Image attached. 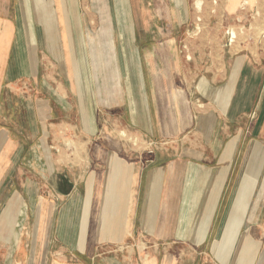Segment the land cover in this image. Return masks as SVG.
Masks as SVG:
<instances>
[{"label":"crops","instance_id":"crops-1","mask_svg":"<svg viewBox=\"0 0 264 264\" xmlns=\"http://www.w3.org/2000/svg\"><path fill=\"white\" fill-rule=\"evenodd\" d=\"M113 1L119 57L132 118L142 129L150 130L152 126L154 138L180 140L183 148L157 156L149 154L144 160L142 154L123 149L116 138L104 137V143L88 156L87 188L83 195L74 190L67 199L61 197L60 204L59 199L49 197L41 196L39 204L31 199L37 229L32 234L26 231L28 238L21 243L13 264H44V253L54 234L62 249H76L89 258L98 245H122L132 238L144 239L143 243L149 244L148 250L138 252L140 255L133 261L130 250L128 261L125 257L119 263L105 258L110 261L107 264H199L198 259L202 263L208 252L220 264H264V120L257 118L255 124L262 125L260 136L244 133L238 120L240 112L252 108L262 85L263 70L258 57L252 52L229 51L225 66L217 37L204 38V17L200 36L188 39L191 53L198 54L192 64H185L174 49L175 40L156 44V53L148 58L152 64L150 125L149 119L144 122L145 94L139 62L130 49L135 48L132 29L121 1ZM152 1L157 13L173 14L178 27L187 20H195L196 12L188 10L185 0H168V4H162L164 0ZM249 1L218 0L212 7L221 16L230 17L242 13L244 6L243 13L253 9ZM137 3L138 9L145 8L144 0ZM1 4L0 210L4 204L11 205L13 198L16 204L19 197L16 185L10 181L22 152L17 123L11 121L16 116L18 90L4 84L18 82L20 78L27 80L34 73L24 26H20L17 16L18 9H27L28 2L2 0ZM45 8L38 11L44 14L36 27L38 41L64 73L59 21H49L47 15L51 12ZM71 38L73 46L78 47L73 34ZM209 45L211 62L204 65L205 48ZM78 53L79 49L77 59L81 61ZM74 72L85 104L83 74L80 69L74 68ZM57 98L62 105L67 104L64 95ZM32 99L28 96L27 102L22 103L28 114L34 110ZM31 155L55 188L64 189L65 180L60 176L63 171L58 169L62 170L68 161L55 160L54 165L62 166L59 168L49 165L50 157L37 148ZM75 156L81 159L83 153ZM76 162L73 165L85 173V162ZM29 184L32 191L33 181ZM3 214L0 222L6 224ZM27 241L32 249L28 258ZM53 264L87 263L74 262L57 252Z\"/></svg>","mask_w":264,"mask_h":264},{"label":"rangeland","instance_id":"rangeland-1","mask_svg":"<svg viewBox=\"0 0 264 264\" xmlns=\"http://www.w3.org/2000/svg\"><path fill=\"white\" fill-rule=\"evenodd\" d=\"M120 1L132 29L135 48L131 46L130 49L133 50L139 62L142 74L145 94L144 122L149 119L151 125L153 108L150 72L152 64L148 61L150 56L156 53L158 44L172 39L176 42L174 49L182 57L184 63L192 64L198 54L191 53L188 39H196L200 36L204 17V38L217 37L225 66L228 64L227 60L231 51L232 53L237 51L252 52L259 59L263 70L260 80L262 85L259 84L252 108L240 112L238 120L244 133L260 136L262 125L255 124L257 118L264 120V109H262L264 103V0H250L249 4L253 9H250L248 13H243L246 11L244 6L241 9L242 13L230 17L221 16L217 9H213L212 6H216L218 0H185L186 5L190 8L188 10L191 13L196 12V16L192 15L195 16L193 23L191 20H187L180 27L174 25L176 20L173 14L157 13L156 9L152 8V0H144L145 8L143 7V9H138V0ZM142 1L140 0V2ZM164 1L162 4H168V0ZM1 2L2 0H0V14H2L1 8H4ZM27 2V9H22L21 12V9H18L17 16L20 26H24L28 47L34 62V73L27 80L20 78L18 82L4 84L5 87L7 84V87H15L18 90L16 116L11 121L17 123L15 129L22 152L12 175V181H10L11 184L16 185L19 197H16V204H13V198L11 205L4 204L0 210V217L4 213V218L7 219L6 224L0 222V264L15 263L21 243L28 238L25 236L26 231L32 234L37 229V220L34 218L31 199L39 204L41 196L49 197L59 199L60 204L74 190L84 194L88 180L87 171H85L86 165H88V156L97 145L101 146L104 143V137L116 138V142L123 149L142 154L141 159L144 160H147L149 154L157 156L164 151L170 152L183 148L180 140L154 138L152 126L151 131L142 129L132 118L131 104L119 57L113 0H72L69 7L73 8L71 10L78 47L73 46L72 43L68 23V4L64 0H27ZM44 6L48 12H51L47 15L48 20L59 21L62 52L65 60L64 73L60 72L55 59L40 46L38 41L36 27L41 21V17L44 16L38 11ZM207 7L210 9H206ZM205 10L208 12L205 13ZM185 43L186 45H184ZM160 46L162 48V45ZM78 49L81 61L77 59ZM205 52L204 65L211 62L209 57L211 45L205 48ZM74 68L76 71L80 69L83 74L84 92L82 97L85 104H82L78 92L79 84ZM47 84L57 92L49 90ZM59 95H64L67 104L60 103L57 98ZM28 96L33 97L34 110L32 114H28L22 105L27 102ZM37 103L44 105L41 107L40 104L36 105ZM19 125L23 126V129H20ZM46 132L47 136H45ZM36 148L50 157L49 165L59 167L58 163L54 165V161L57 159L60 162L62 159L68 161L63 164V168L59 167L62 170L58 169V171H63L60 176L65 180L64 189H56L55 184L48 178V174L42 173L39 161L32 160L31 153ZM81 152L83 158L79 159L75 156V159L74 155L79 153L80 156ZM79 160H81L80 163L85 162V173L83 174L81 168L79 171L78 167L73 165ZM31 181L34 183L32 191L29 189ZM143 242L144 239L132 238L122 245H98L89 258L87 255L77 253L76 249H62V244L54 234L44 253V264H53L57 252L74 262L107 264L109 260H104L105 258H112L119 263L120 259L124 260L125 257L128 261V251L132 250L130 252L132 253L131 261H133L140 255L138 252L143 254L148 250L149 244L146 245ZM27 243L28 258L32 249L29 241ZM203 258V264H220L209 252ZM198 263L202 264L199 259Z\"/></svg>","mask_w":264,"mask_h":264},{"label":"bare ground","instance_id":"bare-ground-1","mask_svg":"<svg viewBox=\"0 0 264 264\" xmlns=\"http://www.w3.org/2000/svg\"><path fill=\"white\" fill-rule=\"evenodd\" d=\"M67 4H68V23H69V29H70V32L71 34H73L74 36V44H76V40H75V22H74V18L72 16V10L73 8L70 9V4L72 3V0H64ZM23 36V35H22ZM21 39V38H20Z\"/></svg>","mask_w":264,"mask_h":264}]
</instances>
